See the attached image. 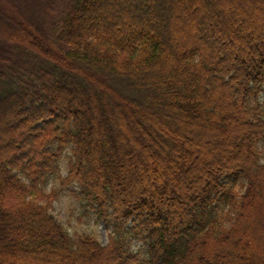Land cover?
Listing matches in <instances>:
<instances>
[{
    "label": "trees",
    "instance_id": "obj_1",
    "mask_svg": "<svg viewBox=\"0 0 264 264\" xmlns=\"http://www.w3.org/2000/svg\"><path fill=\"white\" fill-rule=\"evenodd\" d=\"M263 96L264 0H0V264H264Z\"/></svg>",
    "mask_w": 264,
    "mask_h": 264
},
{
    "label": "rangeland",
    "instance_id": "obj_2",
    "mask_svg": "<svg viewBox=\"0 0 264 264\" xmlns=\"http://www.w3.org/2000/svg\"><path fill=\"white\" fill-rule=\"evenodd\" d=\"M240 1L242 2L243 0ZM183 16H185V13H183ZM185 21L183 32L180 31V33L185 35L191 30V32L194 33V22H192L191 19H186ZM262 101H264V96ZM63 174L66 175L65 171ZM54 182L50 183L45 189L47 193H49L50 190L55 187L56 182L55 184ZM68 190L63 192L60 195L59 200L54 204L53 215L64 225L65 228H67L71 236L93 234L96 236L100 244L103 246L107 245L112 232V227L105 224L103 221H98V218L94 212H90L89 215L84 217L82 205L70 195ZM141 248L142 244L136 241L133 242L131 247L132 252H139Z\"/></svg>",
    "mask_w": 264,
    "mask_h": 264
}]
</instances>
